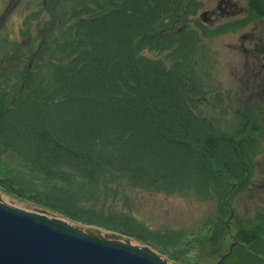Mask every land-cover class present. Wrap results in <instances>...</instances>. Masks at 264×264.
<instances>
[{
  "label": "trees",
  "instance_id": "1",
  "mask_svg": "<svg viewBox=\"0 0 264 264\" xmlns=\"http://www.w3.org/2000/svg\"><path fill=\"white\" fill-rule=\"evenodd\" d=\"M63 2L59 22L51 10L54 23H43L48 35L25 50L29 60L41 53L42 59L34 73L21 70L22 91L0 94L1 147L46 178L70 184L124 181L145 192L193 190L204 200L224 191L217 199L223 216L225 197L248 187L260 147L256 136L214 134L192 112L191 95L199 94L193 64L197 35L184 30L176 36L168 28L192 14L194 1ZM260 18L264 0H247V19ZM145 51L167 54L152 60ZM0 190L20 200L8 182L0 181ZM235 221L236 243L222 264H264V213L256 214L255 227L248 219ZM223 227L219 220L207 236L210 249L226 234ZM110 232L132 238L118 229ZM135 239L150 244L142 236Z\"/></svg>",
  "mask_w": 264,
  "mask_h": 264
},
{
  "label": "rangeland",
  "instance_id": "2",
  "mask_svg": "<svg viewBox=\"0 0 264 264\" xmlns=\"http://www.w3.org/2000/svg\"><path fill=\"white\" fill-rule=\"evenodd\" d=\"M63 1H60V7L63 6ZM193 1L195 4L192 7L194 8L192 14L168 29L176 36L181 35L184 30L193 31L197 35L193 63L195 83L199 88L205 85L208 95L214 93L213 96L217 98V91H221L223 95L222 100L217 98L213 104L201 102L197 108L204 118L214 124L213 105L226 103V108L232 106L228 90L233 89V81L229 71L233 73L238 70L233 66L240 64V56L228 49L229 44H233L235 40L234 36L210 40L202 35H211L213 32H232L236 28L230 29L233 25L230 24L231 19L227 16L220 17L215 0ZM232 1L238 8L246 9V0ZM28 9H34V4ZM56 9L60 17L59 7ZM206 12L210 13L211 22L217 21L218 24L211 25L206 19L203 22L201 16ZM4 13L5 9L0 4V19ZM12 14L0 27V59L4 61V64L0 65L1 95L4 92L16 94L22 91L21 70L27 71L29 67L30 73H34L40 64L38 60L42 59L41 53L36 59L29 60L25 57V50L27 47L32 48L34 44L37 47L46 35L45 31H43L44 35H37L36 26L25 27L22 22L24 13L21 9ZM43 20L47 22L48 27L52 24L48 16ZM20 30L23 34L28 31L27 35H18ZM166 54L167 52L161 55L157 52L143 53L152 60H163ZM20 60L25 63H21ZM43 60L47 61L45 56ZM41 72L42 70L40 74ZM191 102L192 107L196 109V103L192 97ZM8 105L11 107L12 103L9 101ZM228 118L231 124V113ZM237 133L231 132L230 135L235 136ZM262 144L257 150L253 173L248 179V187L242 192L240 190L238 195L229 193L225 197L224 203L228 206V211L221 217L218 215L217 199L223 198L224 191L211 192L213 197L204 200L199 198L193 190L185 194L168 195L164 192L153 193L134 189L124 181L105 185L98 178H94L84 185H81L78 179L70 184L46 178L32 169L20 156L2 148L1 145L0 181L8 182L19 193L20 200L1 191L0 195L3 202L17 208L32 212L45 211L80 226H83L84 222L100 224L108 227V231L102 230L106 233H114L110 231L118 229L130 234L132 238H127L131 242L149 247L170 264H213L218 262L220 256L228 252L230 245L236 243L234 240V234L238 228L236 218L248 219L255 227L256 214L264 213V140ZM53 210L57 212H52ZM219 220L222 221L226 234L224 233L217 248L210 249L205 242L207 236L210 237L215 230ZM136 236L144 237L150 244L136 241Z\"/></svg>",
  "mask_w": 264,
  "mask_h": 264
},
{
  "label": "flooded vegetation",
  "instance_id": "3",
  "mask_svg": "<svg viewBox=\"0 0 264 264\" xmlns=\"http://www.w3.org/2000/svg\"><path fill=\"white\" fill-rule=\"evenodd\" d=\"M60 1L0 0L1 6L5 9V13L0 19V27L5 23L7 18H10L12 13L21 9L24 13L22 22H24L25 27L32 28L36 26L37 31L35 32H37V35H44L43 23L45 21L43 19H46V16H48L52 23H54V15H51V10L55 14V20L59 22V12L56 7H59ZM215 1L217 3L216 10L219 12L220 17L227 16L228 19H231L230 24L233 27L230 29L236 28V30L223 32L209 38L212 40L217 37L234 36L235 40L232 42L233 44H229L228 49L240 56V64L233 66L238 69L235 72L231 73L229 71V75L233 81V89L230 88L228 90L232 106L226 108V103L218 106L213 105L215 123L212 124L211 121H208L201 115L197 108L201 102L213 104V101L217 98L218 100H222L223 95L221 91H217V98L213 96L214 93L208 95L209 92L206 91V86L203 85L198 89L199 94L191 95L196 103L195 114L199 119L207 121L208 126L214 134L229 136L231 132L233 134L238 132L239 134H246L249 138L256 136V139L259 140L257 145L260 147L263 145L262 141L264 140V18L248 20L247 4L246 9H244L238 8L232 0ZM32 4H34V9H28ZM204 19H206L207 23H211V25L213 23L218 24L217 21L211 22L210 13ZM27 32L23 34L20 30L18 35H27ZM3 64L4 61L0 59V65ZM229 112L231 113V124H229ZM251 140L254 139L251 138Z\"/></svg>",
  "mask_w": 264,
  "mask_h": 264
},
{
  "label": "water",
  "instance_id": "4",
  "mask_svg": "<svg viewBox=\"0 0 264 264\" xmlns=\"http://www.w3.org/2000/svg\"><path fill=\"white\" fill-rule=\"evenodd\" d=\"M206 14L201 16L203 22ZM0 264L170 263L120 234L80 226L45 211L17 208L0 195Z\"/></svg>",
  "mask_w": 264,
  "mask_h": 264
}]
</instances>
